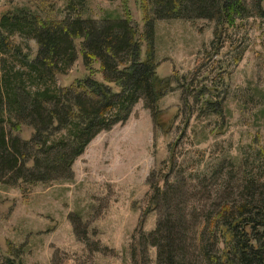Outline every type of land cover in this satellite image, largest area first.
I'll use <instances>...</instances> for the list:
<instances>
[{"label": "rangeland", "instance_id": "obj_1", "mask_svg": "<svg viewBox=\"0 0 264 264\" xmlns=\"http://www.w3.org/2000/svg\"><path fill=\"white\" fill-rule=\"evenodd\" d=\"M247 1L245 18L223 26L217 40L209 20L156 22L158 74L170 80V91L159 112L140 100L126 122L101 132L75 161L73 181L0 182V264L15 254L25 264H157L156 248H149L147 258L136 233L140 224L154 231L167 211L153 210L154 187L167 189L168 180L188 214L203 215L221 206L231 187L236 200L246 179L264 183V16ZM144 2L150 5L85 0L83 17L131 16L143 40ZM64 6L58 2L55 8ZM36 8L30 0H0V15ZM12 38L24 55L37 56L34 39L18 33ZM10 67L24 70L18 61ZM87 74L79 54L58 83L69 86ZM13 134L25 141L34 130L23 125ZM225 181L228 188L220 190Z\"/></svg>", "mask_w": 264, "mask_h": 264}, {"label": "trees", "instance_id": "obj_2", "mask_svg": "<svg viewBox=\"0 0 264 264\" xmlns=\"http://www.w3.org/2000/svg\"><path fill=\"white\" fill-rule=\"evenodd\" d=\"M30 1L37 5V13L0 15V182L7 185L71 182L74 163L89 144L101 132L126 122L140 100L159 112L170 80L158 74V20H209L215 24L217 40L223 26L233 27L245 18L249 4L247 0L144 2L147 52L143 58V37L131 16L96 20L83 17L85 0ZM252 1L264 16V0ZM58 2H64V8L56 9ZM17 33L36 41L39 50L34 59L13 40ZM79 54L87 76L69 86L59 85L58 76L68 74ZM10 59L24 70L10 67ZM23 125L34 130L30 140L13 134ZM168 182L167 189L154 187L153 210L167 208L157 228L147 233L140 224L136 231L147 258L154 247L157 264H264V183L246 179L233 202L229 187L221 206L190 215L183 197ZM227 185L225 181L220 190ZM192 235L195 243L190 242ZM15 255L4 264H25L22 254Z\"/></svg>", "mask_w": 264, "mask_h": 264}]
</instances>
